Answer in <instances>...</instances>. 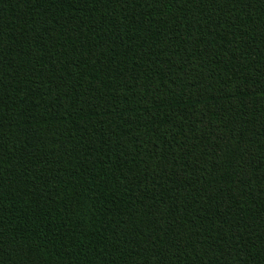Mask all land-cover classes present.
Here are the masks:
<instances>
[{
  "label": "trees",
  "instance_id": "1",
  "mask_svg": "<svg viewBox=\"0 0 264 264\" xmlns=\"http://www.w3.org/2000/svg\"><path fill=\"white\" fill-rule=\"evenodd\" d=\"M0 264H264V0H0Z\"/></svg>",
  "mask_w": 264,
  "mask_h": 264
}]
</instances>
